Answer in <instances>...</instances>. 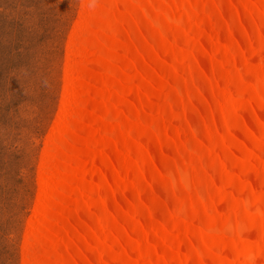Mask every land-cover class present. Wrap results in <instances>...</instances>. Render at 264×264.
I'll use <instances>...</instances> for the list:
<instances>
[{
  "label": "bare ground",
  "instance_id": "obj_1",
  "mask_svg": "<svg viewBox=\"0 0 264 264\" xmlns=\"http://www.w3.org/2000/svg\"><path fill=\"white\" fill-rule=\"evenodd\" d=\"M25 264H264V0H86Z\"/></svg>",
  "mask_w": 264,
  "mask_h": 264
},
{
  "label": "rangeland",
  "instance_id": "obj_2",
  "mask_svg": "<svg viewBox=\"0 0 264 264\" xmlns=\"http://www.w3.org/2000/svg\"><path fill=\"white\" fill-rule=\"evenodd\" d=\"M86 0H0V264H25Z\"/></svg>",
  "mask_w": 264,
  "mask_h": 264
}]
</instances>
